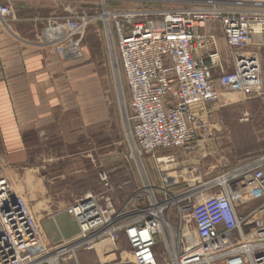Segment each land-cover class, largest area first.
I'll return each instance as SVG.
<instances>
[{"label": "built area", "instance_id": "obj_1", "mask_svg": "<svg viewBox=\"0 0 264 264\" xmlns=\"http://www.w3.org/2000/svg\"><path fill=\"white\" fill-rule=\"evenodd\" d=\"M110 1L98 3L126 84L131 156L191 152L210 138L205 105L217 102L221 93L262 95L264 0H205L174 10L112 13L107 11ZM62 12L45 18L38 41L63 61L79 60L90 19L69 7ZM16 20V10L0 4V26ZM241 121H247L245 115ZM155 164L159 187L144 186L119 208L106 174L100 172L101 189L65 211L77 226L76 236L53 245L44 241L29 205L0 176V264H60L73 250L95 251L96 245L115 246L121 238L131 264H264V153L197 186L167 174L176 164L173 155L158 157ZM244 177L252 179L261 202L240 215L231 184ZM176 188L181 191L171 193ZM200 188L207 192L194 202ZM172 210L176 215L171 221Z\"/></svg>", "mask_w": 264, "mask_h": 264}, {"label": "crops", "instance_id": "obj_2", "mask_svg": "<svg viewBox=\"0 0 264 264\" xmlns=\"http://www.w3.org/2000/svg\"><path fill=\"white\" fill-rule=\"evenodd\" d=\"M166 1L170 7L161 8L174 10L205 0ZM41 2L0 0V4H9L17 12L16 21L0 26V160L13 192L30 205L48 243L53 245L77 233L75 222L63 213L64 208L101 189L99 173L96 177L88 175L87 164L96 165L106 174L114 190L112 201L116 208L144 186L159 187L160 184L159 178L156 181L151 175H145L144 183L136 159H133L136 172L132 180L129 173L127 179L124 177L127 139L118 90L111 83L108 43L90 39L89 31L81 45V59L63 61L49 53L37 38L48 17ZM215 35L222 56L227 59V50L216 27ZM259 58L263 93L256 98L264 110V48L259 50ZM229 96L221 93L217 107L222 109L244 102L245 116L254 109L251 101L255 97L239 95L232 101ZM209 105H205V111L211 109ZM205 121L213 139L199 142L196 150L186 155L178 151H156L152 155L156 171V158L173 155L178 170L182 166L198 169L200 179L208 182L264 153L261 147L235 152V147L223 138L227 120L215 116ZM238 122L242 123L241 119ZM128 154L132 159L130 150ZM195 162H200L198 168ZM115 172L121 174V179L112 175ZM87 176H91L89 181L83 182ZM124 190H128L127 199L120 193ZM240 194L233 191L232 197L238 213L246 215L254 207H240L237 201ZM59 220L67 229L61 228ZM109 254L104 256L113 257Z\"/></svg>", "mask_w": 264, "mask_h": 264}, {"label": "rangeland", "instance_id": "obj_3", "mask_svg": "<svg viewBox=\"0 0 264 264\" xmlns=\"http://www.w3.org/2000/svg\"><path fill=\"white\" fill-rule=\"evenodd\" d=\"M15 3H21V0H15ZM168 4H169V1H166V0H147V1H142V2L133 1V0H121V1L112 0L109 3H107V11L112 13L115 11L121 12V11H128V10H134V11H145V10H155V9L168 10V9L161 8V6L163 7L165 6L169 8L170 6ZM41 7H43V11H45L48 16H59L63 14L62 9L65 7L71 8L76 15H79V16L86 15L90 20L86 28L83 39H85L86 34L88 35L90 31V35H88L90 36V39L94 41L95 39L100 40L101 43H108L109 56H110V67H111V83H113V85L116 86L118 90L119 102H120V107H121L120 109L123 115L122 117H123L125 134H126L130 127L129 122H128L129 111H128V104H127L128 95H127V90H126V84H125L123 75L120 70L115 40L111 39L110 36H106L105 29H103V25L101 23L103 12H102V8L100 7L98 3V0H43V2H41ZM229 95H230L229 96L230 98L231 96L235 97L239 95H242L243 97H245L247 96V93L238 92V93H230ZM249 96L256 98V96H252V95H249ZM217 102L209 105L211 109L206 111L208 120L215 118V116L216 117L222 116L223 118L227 120L226 121L227 125L225 126V129H224L225 132L223 133V138L228 145L232 144L235 147V152H243V151L246 152V151H250L252 149L260 148V147L264 148V110H263V105L260 102H258L257 98L255 100L252 99L251 102L254 103L253 105L254 109L248 111V115L246 116L247 121L242 122V123H239L238 121L242 119L243 116L246 115L247 113L244 102L243 104L240 103V104H236L232 106H227L222 109L217 107L218 106ZM251 111L253 112V114H255L254 115L255 118H253V115H251L250 113ZM213 136H214L213 133H210V138L207 139L206 141L212 140ZM124 150H126V153H125L126 158L124 159V162L126 163L124 167V171H126V174L124 177H126V179L128 176L127 174L129 173V176L131 177V180H132V175L133 173L136 172L133 166V159H136V163L138 167L140 168L139 171L142 175L143 181L145 179V175L148 177L151 175L155 177L156 181L158 180L160 176L159 175L160 172L158 173V171H156L154 167V164L152 161L153 154L144 155L141 159H138L137 157L132 156L131 157L132 159H130L128 158L129 146L127 142L124 145ZM174 151L177 152V150H173V151H170V153H174ZM178 152L182 153V151H178ZM188 153H185V155ZM203 159L204 158H202V160ZM88 160L90 161V159ZM139 161L141 162V164ZM195 164L198 168V165L200 164V162L198 163L195 162ZM161 167H162L161 170L165 171L166 167L164 165ZM170 168L172 169L170 173L174 174L173 176L176 177L178 181H183V183H187L188 185H191V186L192 185L197 186L198 184L206 183L202 181L199 175L197 174L198 169H192V170L190 169V172H184L182 171V168H188V167L182 166L181 170H178V167L176 164L171 166ZM190 168H193V167H190ZM87 169H88L87 174L88 175L91 174L94 177H96V175H98V173L101 172V170L97 169L96 165L94 166L93 164H91V166L87 164ZM112 169H113L112 167L109 169L111 173L113 172ZM5 175H6L5 169L3 167V164H1L0 162V176H3L5 179H7ZM112 175H114V177L117 179H121V174H116L115 172ZM89 177L91 176H87L86 181L85 179H83L84 180L83 182H88ZM7 181L9 182L8 179ZM156 183L157 182H155V184ZM72 185H74V183ZM132 186L133 185H130V188H132ZM233 186L235 188L232 189L231 191L241 193L240 194L241 197L237 199V201H239L240 207L251 208L253 206L255 208L260 204L261 198L256 193L253 181L250 177H244L242 179L235 181L234 183L231 184V187ZM242 189H245V191H243ZM179 191H181V189L176 188V189L171 190V193L174 194V193H178ZM127 192L128 190L120 191L121 194L126 195V199L129 196L127 195ZM205 192H207L205 189H201V188L196 189L195 193H197V195H195L194 197V202L201 200L202 199L201 195ZM68 207L70 206H67L64 208V211H63L64 214H66L65 211ZM175 215H176L175 210L170 211L169 217L171 221L174 220ZM61 222L62 221L59 220V225L61 226V228L63 230L67 229L68 226L65 225L63 222L62 223ZM38 224L43 233L41 222L38 221ZM43 238L46 244L52 245L51 243H48L46 237L44 236V233H43ZM71 239H68V240L70 241ZM110 252H111V255H113V257H109V258L106 257L110 255L109 254ZM106 253L107 255L104 256ZM106 261H111L112 262L111 264H131L132 260L128 252L127 243L125 242L124 238H121L120 241L116 243L114 247H112L111 244L108 242H103L98 247L97 246L95 247V251L84 252L82 250H73L63 257V260L61 261L60 264H101Z\"/></svg>", "mask_w": 264, "mask_h": 264}, {"label": "bare ground", "instance_id": "obj_4", "mask_svg": "<svg viewBox=\"0 0 264 264\" xmlns=\"http://www.w3.org/2000/svg\"><path fill=\"white\" fill-rule=\"evenodd\" d=\"M232 99H235V97L231 96V100H232ZM173 175H174V174H170L169 176H170V177H174ZM100 244H101V243H100ZM100 244H98V245H96V246L98 247ZM96 246H95V247H96ZM111 246H112V245H111ZM112 247H114V246H112Z\"/></svg>", "mask_w": 264, "mask_h": 264}]
</instances>
